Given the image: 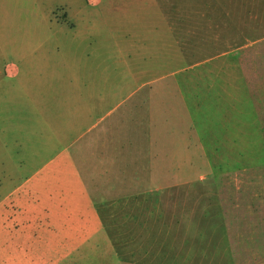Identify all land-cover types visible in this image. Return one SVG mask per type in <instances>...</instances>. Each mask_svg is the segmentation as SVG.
<instances>
[{
    "label": "rangeland",
    "instance_id": "374dc122",
    "mask_svg": "<svg viewBox=\"0 0 264 264\" xmlns=\"http://www.w3.org/2000/svg\"><path fill=\"white\" fill-rule=\"evenodd\" d=\"M117 1L120 21L127 0ZM169 1L176 6L163 8L172 11L166 20L181 21L179 28L169 23L175 39H116L109 33L115 24L105 20L114 14L96 11L100 38L82 25L68 35L69 24L66 35L38 37L35 45L24 32L33 25L25 24L1 41L0 65H15L24 76L0 84V125L6 134L9 123L24 130L36 120L37 154L28 158L29 145L16 144L22 160L12 164L10 147L3 148L11 137L0 142V181L7 178L0 184V264H264V0ZM94 59L102 80L116 84L102 92L122 102L115 106L126 135L113 143L131 142L133 150L132 167L120 160L109 184L91 179L78 159L72 165L76 136L51 141L45 124L59 112L50 103L69 91L59 83L67 67ZM47 205L97 209L103 229L85 231L91 242L50 243ZM25 207L43 211L31 222L33 239L16 234ZM54 221L59 231L62 220Z\"/></svg>",
    "mask_w": 264,
    "mask_h": 264
},
{
    "label": "crops",
    "instance_id": "0c3cea01",
    "mask_svg": "<svg viewBox=\"0 0 264 264\" xmlns=\"http://www.w3.org/2000/svg\"><path fill=\"white\" fill-rule=\"evenodd\" d=\"M130 2V3H129ZM170 2V3H169ZM164 0L162 3L158 0H127L121 5L122 19L119 21L116 19L118 12V1L117 0H0V51L5 47V41L8 37L14 34L22 33L20 26L29 24L33 25L32 31L29 32L25 30L24 32L30 33L32 39L35 41V45L38 44L37 39L40 37L42 41H50L53 39L55 34L62 32V35H74L81 33L77 26L82 25L81 30L92 34V37L100 38L96 31L102 33L101 25L95 20L99 15H96V11L99 14L101 11L106 12V16L109 14H114L113 16L105 17V20L110 23V25L115 24V29L109 30L112 36L116 39H137V40H160V39H175V32L177 30L176 25L174 28L169 26L171 22L167 19L172 11H164V9L175 8L176 4L171 1ZM168 6V7H165ZM89 9H97L95 12L88 11ZM164 8V9H163ZM152 10V15L150 13ZM166 12V13H164ZM143 14H147L150 19H145L142 17ZM177 15V13H175ZM180 15V14H179ZM177 15V16H179ZM158 18V21H157ZM95 20V21H94ZM94 21V22H93ZM73 22V23H71ZM118 22L130 25V32L123 31L122 28H117ZM141 23L139 27L138 23ZM180 22L178 20H173L171 23H177L178 28L180 27ZM71 24V28L70 25ZM91 25V26H88ZM65 25L69 26V32L65 31ZM135 25V26H133ZM50 27L58 26V31L53 32ZM65 27V28H64ZM140 30L142 32L140 33ZM178 31V30H177ZM40 34H43L41 37ZM169 34V35H168ZM40 47H44V42H40ZM128 49L125 48V55ZM124 63H127L124 61ZM42 71V70H41ZM22 70L19 67L11 64L0 65V84L3 83L5 79L20 78ZM65 79L60 80V86L69 89L67 96L56 100L54 99L50 104L56 106L53 110H57L53 118L48 116L45 120V124L48 130L51 129L48 135L53 136V140L64 142L72 136H76V143L72 141L69 145H76L74 150V155L78 158L70 157V161L74 166L76 164V159L79 162L84 163L86 167V172L90 173L91 179L100 181L101 184L114 183L112 181L115 176L112 169L117 166V163L126 161V168L128 166L132 167L133 156H132V146L129 143H120L118 145V140L114 145L112 137L119 135H126L120 132L119 126V114L118 106L119 103L114 96L111 95L110 91L102 92V87H114L116 84L112 83L111 79L102 80L101 69L98 70V66H95V59L90 64H80L78 66L69 65L65 70ZM0 97V103L2 102ZM45 101V100H44ZM45 102L48 103V100ZM30 120H32L30 118ZM2 121L0 112V123ZM37 121L34 120L30 123V126L24 130H19L16 124L9 123L11 129L6 131L5 127L0 125V142H2L4 137H11L10 145L5 144L3 148L10 147L8 150L12 153L9 156L10 163H16L22 158L17 155L18 150H16V144L19 148L22 143H26L27 150L25 153L26 157H35L37 154L36 148L32 152V144L35 146V142L32 143V137L37 136L36 126ZM27 127V126H26ZM13 128V130H12ZM31 128V129H30ZM6 135V136H5ZM25 137V139H23ZM73 143V144H72ZM68 145V146H69ZM66 150V148L64 149ZM15 151V152H14ZM128 157L129 162L128 163ZM17 158V159H16ZM25 161H28L26 159ZM1 163V162H0ZM4 163V162H3ZM4 167V166H2ZM126 177L127 175H121ZM10 178V174L8 173ZM81 179L79 176L75 177ZM73 178H68L67 183L73 182ZM3 182L6 183L7 178L4 176ZM125 182H128L125 179ZM82 183V182H78ZM49 200L52 198L51 193L46 195ZM22 199V198H21ZM54 200V199H53ZM21 201H16V206H20ZM101 199L99 201V204ZM39 206V205H38ZM25 211L21 212L25 214L26 220L21 229L17 231L19 234L26 237L29 231H32L31 222L34 217L37 218L41 215V212L36 215L33 213L35 208L25 207ZM81 211L69 210L62 205H53L48 209V205L45 211L48 213L45 215L47 221L45 223V233H49L48 242L53 243L54 241L69 245L73 243L74 246L80 243H85L86 240L89 242L94 241L95 238L89 239L90 235L85 238V231L90 229L93 232H97L103 229V223L98 216H103L102 214L93 209L92 211H86L79 207ZM63 210L65 214L63 216H56L57 214H62ZM53 212L51 215L50 213ZM55 218L61 219L63 227L58 231L57 223L54 221ZM107 231V229H104ZM58 231V232H57ZM43 233L38 232L35 239L40 240ZM61 235V236H59ZM31 238V235L26 237ZM46 238V239H47ZM45 239V241H46ZM40 242V241H37ZM43 242V241H42Z\"/></svg>",
    "mask_w": 264,
    "mask_h": 264
}]
</instances>
